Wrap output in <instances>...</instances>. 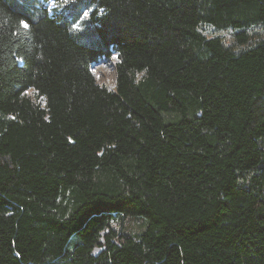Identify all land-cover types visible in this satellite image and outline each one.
Listing matches in <instances>:
<instances>
[{
  "label": "trees",
  "instance_id": "1",
  "mask_svg": "<svg viewBox=\"0 0 264 264\" xmlns=\"http://www.w3.org/2000/svg\"><path fill=\"white\" fill-rule=\"evenodd\" d=\"M48 1L0 0V264H264V0Z\"/></svg>",
  "mask_w": 264,
  "mask_h": 264
},
{
  "label": "rangeland",
  "instance_id": "2",
  "mask_svg": "<svg viewBox=\"0 0 264 264\" xmlns=\"http://www.w3.org/2000/svg\"><path fill=\"white\" fill-rule=\"evenodd\" d=\"M48 7L53 9L55 4L52 0L48 1ZM214 33V32H213ZM217 34L225 37L229 40V33L226 31L217 32ZM116 56L113 55L110 59L99 62L93 66V75L95 77L96 83L106 87L107 89L115 88V67Z\"/></svg>",
  "mask_w": 264,
  "mask_h": 264
},
{
  "label": "snow or ice",
  "instance_id": "3",
  "mask_svg": "<svg viewBox=\"0 0 264 264\" xmlns=\"http://www.w3.org/2000/svg\"><path fill=\"white\" fill-rule=\"evenodd\" d=\"M85 15H88V13H87V12H85ZM21 23L23 24V26H24V27H26V28L28 27V24H27L26 22H24V21H21Z\"/></svg>",
  "mask_w": 264,
  "mask_h": 264
}]
</instances>
